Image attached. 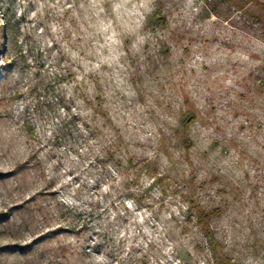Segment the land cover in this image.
Here are the masks:
<instances>
[{
	"label": "rangeland",
	"instance_id": "rangeland-1",
	"mask_svg": "<svg viewBox=\"0 0 264 264\" xmlns=\"http://www.w3.org/2000/svg\"><path fill=\"white\" fill-rule=\"evenodd\" d=\"M120 3L0 0V264H218L192 201L223 206L220 254L264 264V0ZM64 106L139 166L58 140Z\"/></svg>",
	"mask_w": 264,
	"mask_h": 264
},
{
	"label": "trees",
	"instance_id": "trees-1",
	"mask_svg": "<svg viewBox=\"0 0 264 264\" xmlns=\"http://www.w3.org/2000/svg\"><path fill=\"white\" fill-rule=\"evenodd\" d=\"M5 24L6 22H4V25ZM63 109L64 111H66V118L61 122L62 129L59 134V137H57L58 140H60V136H62L70 139L72 143H74L73 140H75V136H77L81 141H83V143H85L88 138H85L84 132L89 131L91 132L90 135L92 136V138H99L101 136L105 139V137L108 138L109 136H112L110 142L107 144L106 150L104 151L105 156L102 159L104 161L107 160L111 162H116V165L118 166L125 161H127L128 166L131 168H136L139 166V164L135 163V158L133 156L130 158H125L123 160L117 159L118 152H120V150L123 148V138L117 137L113 133L114 131H116V127L111 120L107 121L109 125L104 124L102 126H94V128H92L91 124L86 121V118L79 115L78 113H73V110H70L68 106H64ZM104 139L100 140L98 142V145H101L103 141L105 142ZM80 149H82V147ZM70 151L72 152V150ZM256 160L261 161L263 164L262 169L259 170L261 173L257 174L256 176H253V178L256 179L258 183L256 185L251 186L252 188H254L255 192H258L259 189H264V154L257 156ZM240 164H242V162L241 160L239 161L238 157L236 161V166H239ZM139 169L141 170V168ZM147 170L151 173H154L149 167H147ZM245 179H251L250 172L246 173ZM230 194L234 198V202H241L243 200V193L240 188L232 189L230 191ZM262 194L264 195V193ZM253 197H257L256 194ZM190 204L191 207L188 211L190 213L193 212L194 214H190L191 216H189L188 218V223H191L194 226L200 228L201 232L203 233V236L205 237V241L207 242L210 250L212 251L213 259L218 264H238L237 262L233 261L229 256L219 253V249L223 248L224 244L221 240V237L219 236V233L217 232V229L213 227V222L216 218L221 217L223 206L208 209L202 203H199L194 206L195 202L192 201Z\"/></svg>",
	"mask_w": 264,
	"mask_h": 264
},
{
	"label": "clouds",
	"instance_id": "clouds-1",
	"mask_svg": "<svg viewBox=\"0 0 264 264\" xmlns=\"http://www.w3.org/2000/svg\"><path fill=\"white\" fill-rule=\"evenodd\" d=\"M149 0H140V2L137 4L135 0H121V3L116 5L113 8V11L117 14V19H123V17L127 16L129 18L133 17L136 13L139 12L141 8H146L147 3ZM131 4L132 8H127V5ZM100 11H104L103 8L100 9ZM140 42L143 43V38H139ZM108 40L111 42L112 38L108 37Z\"/></svg>",
	"mask_w": 264,
	"mask_h": 264
}]
</instances>
